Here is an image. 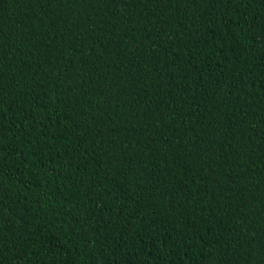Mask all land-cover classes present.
<instances>
[{
	"label": "trees",
	"instance_id": "trees-1",
	"mask_svg": "<svg viewBox=\"0 0 264 264\" xmlns=\"http://www.w3.org/2000/svg\"><path fill=\"white\" fill-rule=\"evenodd\" d=\"M0 264H264V0H0Z\"/></svg>",
	"mask_w": 264,
	"mask_h": 264
}]
</instances>
